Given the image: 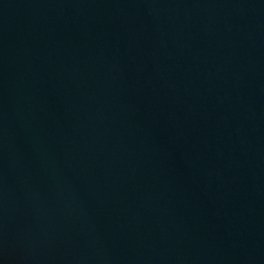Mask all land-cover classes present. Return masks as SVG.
Returning a JSON list of instances; mask_svg holds the SVG:
<instances>
[{"label":"water","instance_id":"obj_1","mask_svg":"<svg viewBox=\"0 0 264 264\" xmlns=\"http://www.w3.org/2000/svg\"><path fill=\"white\" fill-rule=\"evenodd\" d=\"M0 264H264V0H0Z\"/></svg>","mask_w":264,"mask_h":264}]
</instances>
